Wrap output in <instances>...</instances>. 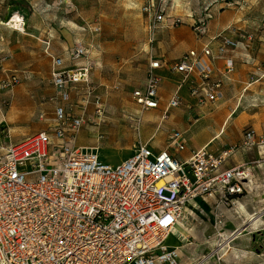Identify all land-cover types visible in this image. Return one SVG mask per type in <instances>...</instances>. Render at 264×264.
Instances as JSON below:
<instances>
[{
  "label": "built area",
  "instance_id": "obj_1",
  "mask_svg": "<svg viewBox=\"0 0 264 264\" xmlns=\"http://www.w3.org/2000/svg\"><path fill=\"white\" fill-rule=\"evenodd\" d=\"M149 64L143 87L132 92L141 112L156 109L162 78V62L152 51L161 25L175 26L174 18L162 11L144 8ZM204 20L193 25L200 39L206 34ZM90 31V30H89ZM95 25L92 33H99ZM252 34L247 36L250 41ZM216 55L211 45L189 50L169 64L180 75L178 89L194 75L201 82L189 88L199 106L215 103L221 97L222 76L233 73L234 62L225 59L223 72L215 61L238 41L223 35ZM45 51L49 43H45ZM88 50L76 43L68 50L74 69L66 70L64 60L51 57V84L60 103L54 111L51 130L25 136L7 144L0 153V264H176L177 249L168 239L183 218L188 204L198 198H230L242 195L249 172L241 166H227L238 150H264V129L247 130L239 143L218 155L206 150L192 154L187 161L171 152H182L186 139L173 131L167 149L153 151L140 143L131 156L112 167L98 154L76 145L84 115L69 107L74 86L86 87V104L93 95L89 86L91 64ZM83 63L82 65H76ZM25 80L29 76H23ZM21 77L10 76L4 88L19 84ZM181 106L175 93L165 113ZM107 110L96 98L92 123H105ZM43 115H39L42 119ZM135 123L139 130L142 118Z\"/></svg>",
  "mask_w": 264,
  "mask_h": 264
},
{
  "label": "rangeland",
  "instance_id": "obj_2",
  "mask_svg": "<svg viewBox=\"0 0 264 264\" xmlns=\"http://www.w3.org/2000/svg\"><path fill=\"white\" fill-rule=\"evenodd\" d=\"M144 8L162 11L176 21L175 26L166 27L164 23L163 29L157 31L155 52L159 46L171 47L170 33H175L176 40L182 39L183 34L178 33L181 29H186L193 41H199L193 25L204 20L209 36L229 26L228 34L236 36V41L245 43L251 52L264 54V0H0V137L13 141L28 136L26 132L32 129L52 133V111L46 122L37 118V112L25 121L18 116L29 114L32 85L47 91L53 88L45 43H55L57 52L61 44L76 39L73 44L80 42L89 52L92 64L88 87L93 89L92 97L83 105L86 87L78 86L69 103L74 114L84 112L87 118L77 136L81 132L86 135L82 140L77 138V143L83 149L96 148L99 159L112 167L128 159L139 145L135 123L139 115L143 122L142 138L147 135L146 111L140 112L132 99V92L141 86L148 66V14ZM16 16L21 23L9 24ZM95 25L100 28L97 34L90 32ZM238 34L243 40L238 39ZM249 34L253 35L250 41L246 39ZM179 48L176 42L167 49L165 54L173 58L170 62L176 60L173 54ZM66 65L69 66L67 60ZM31 71L34 75L25 80L23 76ZM12 75L20 76V83L4 88L3 83ZM96 98L107 110L105 123L100 126L89 119ZM49 101L45 98L42 103ZM213 106L212 103L203 108L211 111ZM13 107L17 108V117L11 115ZM227 132L230 133V127ZM261 151L238 150L228 159L229 164L249 172L242 195L234 199L198 198L190 203L193 209L187 207L179 223L182 241L169 243L177 249L176 264H264Z\"/></svg>",
  "mask_w": 264,
  "mask_h": 264
},
{
  "label": "crops",
  "instance_id": "obj_3",
  "mask_svg": "<svg viewBox=\"0 0 264 264\" xmlns=\"http://www.w3.org/2000/svg\"><path fill=\"white\" fill-rule=\"evenodd\" d=\"M162 26L163 25H161V27ZM161 27L160 29H163ZM229 28V26L222 28L214 35L209 36L208 28L206 26L205 36L207 37H204L206 38L204 39V43H202L203 39L193 41L190 36L188 37L186 35V29H181L178 33L183 34L184 37L176 40L174 37L175 33H170L173 36L168 38V45L173 47L176 42L179 43L180 48L177 51L178 53L173 54L174 57H177L176 59L189 50H200L206 45H211L214 55H216L218 41L215 40V38L217 36L223 35L232 40L237 38L236 36L233 38V35L231 36L232 33L228 34ZM238 39L243 40L242 37H240V34H238ZM67 41V43L64 42L63 45L61 44V49L57 52L54 49L55 43L49 42V49L48 51H45L50 58V62L47 66L49 75L51 72V57L49 55H54L55 57H60L62 59L64 57V64L65 60L68 61V50L71 46H74L73 43L76 39H70V41ZM186 41L188 43L185 44ZM171 47L164 49L162 46H159L158 51L155 52L154 49L152 51L153 58L159 59L162 62L163 67L158 71L162 78V82L158 91V107L146 111L145 119L148 121L146 122L147 124L145 127L147 135L145 138H142L143 133L140 132L139 144H147L148 147L155 152L163 151L167 149L166 140L170 133L173 131H180L184 134L185 139L186 136H189L186 139V148L182 152L176 153L172 151L171 153L178 160L187 161L191 158L194 152L199 150H206L211 154L218 155L240 141L245 131L252 129L255 132H261L264 129V70L262 69V66L264 65V54L251 52L250 48L245 43L238 42L235 49L227 50L221 56V59L215 61L217 72H223L225 59H231L234 62V71L231 74L222 76L221 97L213 103L214 106L210 111L203 107L210 105L211 103L199 106L197 100L190 96L189 88L193 85L201 84L196 76L191 75L184 85L178 89L180 75L170 71L169 64L170 60L173 58H171V55L165 54L167 53V49L169 50ZM148 51L149 50H147L146 54L149 64L150 55ZM90 59V56H88V61L92 64ZM68 63L69 66L67 67L66 65L64 68L66 70L74 69V65L72 66L69 61ZM82 64L83 63L76 65L79 66ZM33 73L35 72L31 71L28 74L29 79L34 75ZM145 81L146 74L139 88L144 86ZM77 87L78 86L76 85L72 88L71 99L73 92L78 90ZM29 92L33 99V103L29 108V114L25 113L24 115H20L18 116V119L25 121L27 117H32L35 112H37V118L39 119V115L42 114L43 118L39 120L46 122L50 115L49 112L52 111V120L54 122L55 108L60 105L57 101L56 90L54 87L50 91H47L38 86L33 87L32 85ZM175 93H178L181 99V106L165 113L166 105ZM45 98H50V101L43 104L42 102ZM83 99L85 100V97ZM81 103L83 105L86 104L85 101ZM83 113L84 112H81L75 115L78 116ZM207 119H209V122ZM196 122L200 125L194 126L193 124ZM228 127H230V133L227 132ZM34 132L37 133L36 130L32 129L30 132L26 133L32 135L35 134ZM85 135L86 132H81L77 138L82 140ZM77 138L76 145L80 147L79 142L77 143ZM21 139L14 138V140L11 141L6 136L3 138L0 137V153L7 144L18 142ZM261 153L264 152L261 151ZM227 166L232 167L234 165L227 162Z\"/></svg>",
  "mask_w": 264,
  "mask_h": 264
},
{
  "label": "bare ground",
  "instance_id": "obj_4",
  "mask_svg": "<svg viewBox=\"0 0 264 264\" xmlns=\"http://www.w3.org/2000/svg\"><path fill=\"white\" fill-rule=\"evenodd\" d=\"M15 23L16 25L20 24L21 23V18L20 17H14L10 22L9 24H13ZM17 108L16 107H13V109L11 110V115L14 117L16 116L17 117ZM85 151H89L91 150L93 153H96L98 154V151L96 148H84ZM188 208L190 209H193V206L192 204H188L187 206ZM182 238H183V235L180 231V227H179V224H177V226L175 227V230L173 231V233L171 234V236L169 237L168 239V244L170 243V241H177V242H180L182 241Z\"/></svg>",
  "mask_w": 264,
  "mask_h": 264
}]
</instances>
